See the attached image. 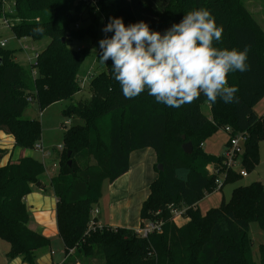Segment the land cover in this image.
Here are the masks:
<instances>
[{"label": "trees", "instance_id": "trees-1", "mask_svg": "<svg viewBox=\"0 0 264 264\" xmlns=\"http://www.w3.org/2000/svg\"><path fill=\"white\" fill-rule=\"evenodd\" d=\"M9 1L14 6L10 30L17 39H49L28 65L15 60L14 50L0 46V131L11 135L14 147L22 149H35L41 139L40 122L22 117L30 102L42 111L81 91L78 71L89 48L74 49L69 43L94 39L101 20L105 24L110 16H118L125 25L144 20L151 30L163 33L188 11L206 8L223 27L215 47L248 48V69L227 77L228 84L238 88L234 102L225 104L218 98L211 104L201 95L180 108L158 104L147 92L125 99L111 61L102 64L97 57L105 70L90 77V98L62 111L63 116L81 122L64 126L58 172L51 176L50 186L57 199L62 264L66 258L72 261L70 251L79 257L101 256L100 264H256L247 232L250 221H257L264 231L260 181L236 187L227 202L204 214L197 207L215 190V175L208 167L223 165V155L207 154L202 144L226 127L231 135L246 134L241 159L248 173L259 162L258 142L264 138V113L254 111L256 104L264 102V33L240 0ZM185 142L192 144L190 154L182 150ZM146 147L154 150L156 166L161 164L162 170L156 168L157 178L149 186L139 217L141 222L162 218V232L142 238L131 229L102 225L86 233L103 182L112 183L125 174L130 153ZM5 153L0 149V161ZM44 170L30 156L0 165V239L9 244V260L19 257L25 264H36V251L50 246L49 239L29 228L23 202ZM178 170L183 179L177 177ZM239 178L238 173L229 172L220 188ZM182 207L188 219L177 226L170 222V210ZM259 264H264V248Z\"/></svg>", "mask_w": 264, "mask_h": 264}, {"label": "clouds", "instance_id": "clouds-1", "mask_svg": "<svg viewBox=\"0 0 264 264\" xmlns=\"http://www.w3.org/2000/svg\"><path fill=\"white\" fill-rule=\"evenodd\" d=\"M36 31H41L37 28ZM98 41L99 60L111 61L115 81L125 99L147 92L158 104L180 108L201 95L211 104L234 102L238 88L230 73L248 69V48H217L223 27L206 8L190 10L163 33L139 20L125 25L109 17ZM111 33V35H107ZM177 177L183 179L181 170Z\"/></svg>", "mask_w": 264, "mask_h": 264}, {"label": "rangeland", "instance_id": "rangeland-1", "mask_svg": "<svg viewBox=\"0 0 264 264\" xmlns=\"http://www.w3.org/2000/svg\"><path fill=\"white\" fill-rule=\"evenodd\" d=\"M94 2V1H93ZM242 5L246 8V10L253 16L255 21L258 23L262 33H264V0H240ZM92 6H95L94 4ZM14 6L11 1L9 0H0V40H5V49L14 50L15 60L21 65H28L30 63L35 62V54L39 53L41 50L45 48L48 44L49 39L44 38L39 42H34L27 38L17 39L12 31L10 30V23L12 22V18L10 15L14 13ZM148 18V17H147ZM104 25L103 20L99 22L98 29L94 39L89 37H85L82 40H72L69 43L71 48L77 49L81 47H88V55L85 57L84 61L82 62L80 69L78 71L79 77L82 79L81 81V91L76 93L72 99L62 100L59 102H55L42 111L38 108L35 102H30L28 107L25 109L22 117L27 119H36L40 122L41 125V139L38 142L40 145V150L37 149H24V153L26 156H30L36 161L43 164L45 171L49 175H55L58 172V149L59 145H62V139L64 134V129L69 127L72 124L80 123L81 121L75 119H69L63 116L62 111L69 106L70 104H75L78 101L89 99L90 94L88 92V83L91 76L98 74L101 71H104L105 68L100 65L97 61V54H98V41L104 37L105 33L101 31ZM80 26V25H79ZM77 27V26H76ZM262 108L256 109L258 113H264V102L261 103ZM202 112L207 114V107L202 106ZM221 132V131H220ZM217 132L214 134L213 139L209 141L208 145L205 144V149L211 151L213 153L221 154L222 156L224 153V145L221 142L222 132ZM211 138V137H210ZM209 138V139H210ZM208 140V139H207ZM217 144V146H216ZM21 149H15L14 156L17 157L20 153ZM258 156L259 162L258 164L248 172V176L239 178L236 182H226L220 191H216L223 197L224 201H228L231 197L233 189L239 186L249 185L253 182L260 181L264 187V138L258 142ZM210 170V169H208ZM223 181V176L220 177ZM107 181H104L102 184L101 189V197L98 201V204H94L92 206L90 216L96 217L97 212L101 210L102 215L106 214V210L103 208L100 209L106 203V186ZM215 191V190H214ZM216 196V195H214ZM220 199L217 200L215 197H212L213 204L208 202L210 207H217L220 205ZM105 200V201H104ZM204 206V205H203ZM201 205V208H203ZM105 208V207H104ZM188 217L186 214L183 216H178L174 219H171L170 222L176 224L177 226L182 225L187 221ZM105 222V220H102ZM248 237L251 240V252L253 260L256 264L261 262V249L264 248V231L260 228L257 221H250L248 226ZM0 244H7L6 242L0 240ZM9 248V245H5ZM0 249H2V245H0ZM56 251L55 257L62 258L63 255ZM71 257L73 258L72 261L66 258V264H100L103 262V258L101 256L98 257H79L74 252L70 251ZM65 259V257H64ZM8 261V260H7ZM6 261V262H7ZM64 262V260H63ZM62 262V263H63ZM60 263V264H62ZM0 264L2 263V259L0 258Z\"/></svg>", "mask_w": 264, "mask_h": 264}, {"label": "crops", "instance_id": "crops-1", "mask_svg": "<svg viewBox=\"0 0 264 264\" xmlns=\"http://www.w3.org/2000/svg\"><path fill=\"white\" fill-rule=\"evenodd\" d=\"M261 103H263V100L256 104V106L254 107V111L258 115L263 114V112L258 113L261 111H258L256 109L258 105H260L258 106V108H262ZM221 132V142L224 145L223 151H225L228 137L225 131ZM213 137L214 136L206 140L202 144V148L207 154L219 156L222 153L217 155L216 153L205 149V144H208L210 146L213 145L209 144V141L213 139ZM0 149L5 150L6 152L0 161V165H5L8 162L16 163L19 159L28 157L25 155L26 152L24 153V149L14 147L13 137L9 134L4 133L3 131H0ZM15 149H21L17 157H13ZM155 166L156 155L152 148L146 147L132 151L129 155L128 171L118 177L112 183H107V195L105 199L106 203H104V205L100 207V209L103 208L104 210H106V214L102 215L101 210H99L97 212V216L95 217L97 221L102 225H106L111 228L122 227L136 230L141 224V220L139 217L141 205L149 195L150 184L157 178ZM211 168V166L208 167V169ZM50 178L51 175H49L44 170V173L39 176L38 182L34 185H31V192L23 199L25 207L29 213V228L35 232L40 233L50 240L49 247L41 248L36 251V264H60L64 260L63 244L58 235L56 225L55 207L57 199L52 192L50 186ZM221 189L222 188L218 189V191H220ZM216 191L217 190L206 195L201 201L198 202L197 207L202 214H204L209 208H212L210 207L211 205H208V202L213 204L212 197H215L216 200L217 198L218 200L220 199L219 194ZM221 201H223L222 196L220 199V203ZM201 205H204L203 208H201ZM102 220H105V222H102ZM0 245H2V249H0V258L2 259V263L25 264L19 257L9 260L6 256L9 248H7L3 244ZM55 249L58 250V253L63 255L62 258L57 259L55 257Z\"/></svg>", "mask_w": 264, "mask_h": 264}, {"label": "built area", "instance_id": "built-area-1", "mask_svg": "<svg viewBox=\"0 0 264 264\" xmlns=\"http://www.w3.org/2000/svg\"><path fill=\"white\" fill-rule=\"evenodd\" d=\"M94 1V0H91ZM6 41L0 40V46L4 47ZM31 64V63H30ZM32 74L35 75V70H32ZM224 131L227 133V142L225 151L223 153V160L222 164L218 168L212 167L209 170L210 174H214V184H215V190L220 189L223 181L220 177H225L228 175L229 172L233 171L235 173H238L241 177H246L247 172L242 167V154L244 151V144L247 139V135L243 133H237L235 135L229 134V128L226 127ZM35 149L40 150V145L38 143L35 144ZM58 152H61L63 149L62 145H59L57 147ZM185 207L182 208H173L170 210L171 219H174L178 216H183L185 214ZM165 221L162 218L155 219V220H144L141 222L140 226L134 230L136 234L142 238H148L151 234H159L162 232L163 225ZM102 224L94 219V217H91L90 222L88 223V226L86 228V233H88L90 230H94L95 228H101Z\"/></svg>", "mask_w": 264, "mask_h": 264}, {"label": "water", "instance_id": "water-1", "mask_svg": "<svg viewBox=\"0 0 264 264\" xmlns=\"http://www.w3.org/2000/svg\"><path fill=\"white\" fill-rule=\"evenodd\" d=\"M182 139H184V136H182ZM182 150L185 154H190L192 152V144L191 142H185L182 144ZM67 155H69V153H67ZM68 164H69V161H68ZM157 170H162V165L161 164H158L156 166Z\"/></svg>", "mask_w": 264, "mask_h": 264}]
</instances>
